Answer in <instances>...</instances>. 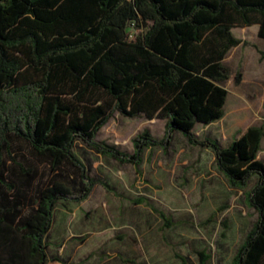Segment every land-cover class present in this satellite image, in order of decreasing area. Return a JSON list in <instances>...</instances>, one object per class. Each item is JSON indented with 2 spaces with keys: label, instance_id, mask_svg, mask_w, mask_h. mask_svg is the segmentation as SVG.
<instances>
[{
  "label": "trees",
  "instance_id": "trees-1",
  "mask_svg": "<svg viewBox=\"0 0 264 264\" xmlns=\"http://www.w3.org/2000/svg\"><path fill=\"white\" fill-rule=\"evenodd\" d=\"M255 25L264 39V0H0V264H76L51 254L48 238L59 203L80 204L100 183L75 152L79 142L140 166L147 148L169 151L178 133L211 148L232 187L256 180L249 202L259 218L233 264H264V127H249L228 147L195 133L224 117L232 78L225 59L243 43L233 29ZM117 113L167 120L165 140L145 131L133 156L98 140ZM15 141L53 173L31 207L10 182ZM22 174L31 186L34 174Z\"/></svg>",
  "mask_w": 264,
  "mask_h": 264
},
{
  "label": "rangeland",
  "instance_id": "rangeland-1",
  "mask_svg": "<svg viewBox=\"0 0 264 264\" xmlns=\"http://www.w3.org/2000/svg\"><path fill=\"white\" fill-rule=\"evenodd\" d=\"M258 30V25L233 29L243 43L225 59L232 73L225 84L229 91L225 115L213 125H198L195 133L200 140L218 139L227 146L238 132L264 127V40ZM239 72L242 81L236 84ZM166 123L117 113L98 140L133 156L134 138L148 131L164 141ZM163 145L147 148L141 165L135 166L101 157L84 143L77 144L75 152L100 183L87 201H61L55 210L53 226H69L76 237L68 240L67 254L73 261L97 264L100 258H111L107 264H126L124 260L133 261L130 264H183L180 255L189 264H200L198 252L204 251L210 257L207 264H233L259 218L249 202L256 180L245 189L232 187L218 169L214 151L189 144L181 133L169 151ZM7 159L10 182L31 207L38 186H46L53 173L23 142L13 143ZM23 169L34 174L31 186L25 183ZM98 226H104L100 235ZM58 237L61 235L53 230L48 238L51 254L55 253L52 241ZM114 252L120 253L122 261L113 258Z\"/></svg>",
  "mask_w": 264,
  "mask_h": 264
},
{
  "label": "crops",
  "instance_id": "crops-1",
  "mask_svg": "<svg viewBox=\"0 0 264 264\" xmlns=\"http://www.w3.org/2000/svg\"><path fill=\"white\" fill-rule=\"evenodd\" d=\"M261 40H264V39H261ZM147 120V119H146ZM149 121H151V120H149ZM213 124H215V123H212V124H210V125H213ZM210 125H204V126H210ZM246 130V129H245ZM241 134V131L240 132H238L237 134H236V136L234 137V139L236 138V137H238L239 135ZM234 139L227 145V146H224L218 139H216V140H218L221 144H222V146H224V147H228L233 141H234ZM259 159L260 160H262L263 162H264V139H263V141H262V149H261V151H260V153H259ZM93 192H94V190H93ZM92 192V193H93ZM92 195V194H91ZM91 197V196H90ZM89 197V198H90ZM88 200V199H87ZM86 200V201H87ZM54 225V224H53ZM55 227H57V229H55ZM99 227V228H98ZM97 227V229H98V231H97V235H100L101 233H102V231H99V229H103V227L104 226H98ZM101 227V228H100ZM53 230H56L57 231V234L58 235H61V237H58L57 239H54V241H52V243L53 244H55V254H58V255H60V256H62V257H64L65 259H67L68 261H70V262H74V263H76L75 261H73L72 260V256H71V254H67V252L69 253V244H68V240H69V238H71V239H73V238H76V237H74V235L73 234H70V230H69V226H53L52 227V229H51V231H50V233H49V237H50V235H51V233H52V231ZM74 240V239H73ZM49 248H51L50 247V245H49ZM111 254V253H110ZM109 254V255H110ZM108 254H107V257L109 256ZM120 253L119 252H114V256H113V258H117V260L118 261H122V259L120 258ZM111 258H109V259H107V260H105L104 258H100L99 260H98V262H97V264H107V262L110 260ZM76 264H78V263H76Z\"/></svg>",
  "mask_w": 264,
  "mask_h": 264
}]
</instances>
